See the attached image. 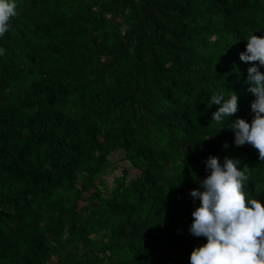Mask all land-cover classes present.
<instances>
[{
  "label": "trees",
  "instance_id": "1",
  "mask_svg": "<svg viewBox=\"0 0 264 264\" xmlns=\"http://www.w3.org/2000/svg\"><path fill=\"white\" fill-rule=\"evenodd\" d=\"M17 12L0 38V264H190L205 243L188 231L190 190L209 155L239 158L264 204L258 150L234 145L211 101L236 92L232 118L251 121L258 62L239 54L264 36V0H17Z\"/></svg>",
  "mask_w": 264,
  "mask_h": 264
},
{
  "label": "clouds",
  "instance_id": "2",
  "mask_svg": "<svg viewBox=\"0 0 264 264\" xmlns=\"http://www.w3.org/2000/svg\"><path fill=\"white\" fill-rule=\"evenodd\" d=\"M18 15L17 0H0V38L12 27V18ZM245 50L239 54L243 62L252 63L247 69L248 91L254 94L250 109L251 121L232 118L238 112L239 94L227 98L217 92L211 97L219 107L212 120L227 124L234 134V145L246 143L258 150L264 163V36L250 34ZM6 49L0 46V56ZM227 147V144H225ZM209 174L197 180L199 188L191 189L193 201L199 200L191 215L188 231L195 237H204L205 243L190 254V264H264V204L258 193L249 195V175L239 158L209 155L205 160Z\"/></svg>",
  "mask_w": 264,
  "mask_h": 264
},
{
  "label": "rangeland",
  "instance_id": "3",
  "mask_svg": "<svg viewBox=\"0 0 264 264\" xmlns=\"http://www.w3.org/2000/svg\"><path fill=\"white\" fill-rule=\"evenodd\" d=\"M120 156V154H116V155H114L112 158L114 159V160H118V157ZM116 158V159H115ZM123 165L121 164V163H119V167H122ZM158 262H161L162 260H157Z\"/></svg>",
  "mask_w": 264,
  "mask_h": 264
},
{
  "label": "bare ground",
  "instance_id": "4",
  "mask_svg": "<svg viewBox=\"0 0 264 264\" xmlns=\"http://www.w3.org/2000/svg\"><path fill=\"white\" fill-rule=\"evenodd\" d=\"M29 49V48H28Z\"/></svg>",
  "mask_w": 264,
  "mask_h": 264
}]
</instances>
